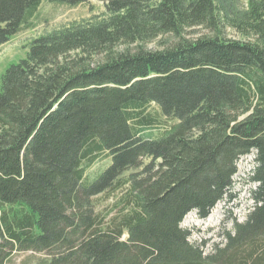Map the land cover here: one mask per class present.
I'll return each instance as SVG.
<instances>
[{
  "label": "trees",
  "instance_id": "trees-1",
  "mask_svg": "<svg viewBox=\"0 0 264 264\" xmlns=\"http://www.w3.org/2000/svg\"><path fill=\"white\" fill-rule=\"evenodd\" d=\"M101 1L107 17L33 38L0 75V264L27 251L39 264H264V0ZM41 3L0 0V45ZM252 150V207L205 253L181 222L225 198ZM124 187L117 213L95 212Z\"/></svg>",
  "mask_w": 264,
  "mask_h": 264
},
{
  "label": "rangeland",
  "instance_id": "rangeland-1",
  "mask_svg": "<svg viewBox=\"0 0 264 264\" xmlns=\"http://www.w3.org/2000/svg\"><path fill=\"white\" fill-rule=\"evenodd\" d=\"M245 5L246 0H239ZM108 13L105 4L101 0H88L85 3L68 6L65 4H51L42 0L37 16L32 20V27L15 34L9 41L0 45V75L11 63L17 62L25 56L29 42L40 35L66 26L72 22H80L97 17L102 19ZM194 31H200L195 29ZM232 35V33H230ZM149 48L159 47L157 42L149 43ZM148 111L158 113L155 104H150ZM164 125V123H163ZM160 127V126H157ZM162 132V127L157 129ZM153 135L157 133L152 129ZM255 151L241 156L237 162V171L232 177V186L225 198L219 200L209 211L206 217L200 218L194 210L188 212L181 222L183 229L189 230L190 240L194 241L205 252H209L213 244L224 241L227 233L232 234L235 223L243 222L245 215L252 207V192L256 183L251 180L255 167ZM149 160L145 159L144 163ZM109 163L105 153H101L98 159L85 170L84 182L91 181ZM138 170H127L124 175ZM120 188L113 192H104L92 199L95 212L104 219H108L118 210L117 199L124 192ZM120 208V207H119ZM125 237V236H124ZM5 264H39L45 259L46 254L33 251L14 253Z\"/></svg>",
  "mask_w": 264,
  "mask_h": 264
}]
</instances>
